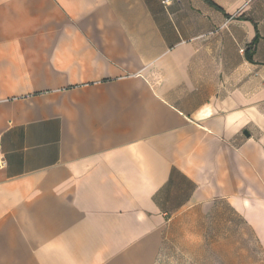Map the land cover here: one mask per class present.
Returning a JSON list of instances; mask_svg holds the SVG:
<instances>
[{
	"label": "crops",
	"instance_id": "crops-1",
	"mask_svg": "<svg viewBox=\"0 0 264 264\" xmlns=\"http://www.w3.org/2000/svg\"><path fill=\"white\" fill-rule=\"evenodd\" d=\"M0 264H264V0H0Z\"/></svg>",
	"mask_w": 264,
	"mask_h": 264
},
{
	"label": "built area",
	"instance_id": "built-area-1",
	"mask_svg": "<svg viewBox=\"0 0 264 264\" xmlns=\"http://www.w3.org/2000/svg\"><path fill=\"white\" fill-rule=\"evenodd\" d=\"M4 162H2L0 165H2Z\"/></svg>",
	"mask_w": 264,
	"mask_h": 264
}]
</instances>
